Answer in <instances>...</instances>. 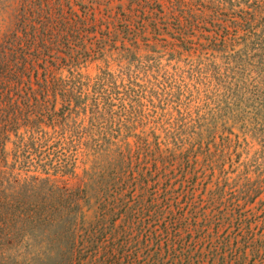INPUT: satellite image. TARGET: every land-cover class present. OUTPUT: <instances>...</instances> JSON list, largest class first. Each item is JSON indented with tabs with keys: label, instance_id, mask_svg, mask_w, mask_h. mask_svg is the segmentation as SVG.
<instances>
[{
	"label": "trees",
	"instance_id": "trees-1",
	"mask_svg": "<svg viewBox=\"0 0 264 264\" xmlns=\"http://www.w3.org/2000/svg\"><path fill=\"white\" fill-rule=\"evenodd\" d=\"M113 1L0 0V264H264L259 4ZM162 2L178 34L139 35Z\"/></svg>",
	"mask_w": 264,
	"mask_h": 264
},
{
	"label": "rangeland",
	"instance_id": "rangeland-1",
	"mask_svg": "<svg viewBox=\"0 0 264 264\" xmlns=\"http://www.w3.org/2000/svg\"><path fill=\"white\" fill-rule=\"evenodd\" d=\"M102 4H106L107 0H99ZM187 3H191L192 6L197 8L198 5L207 4L208 0H184ZM248 0H243V2H247ZM253 5L259 4L260 6V13L259 16H257L256 21L253 24L254 33L255 35L251 37V40L249 41L250 49H253V52L251 53V56L255 57V63L259 66L260 70H264V0H250ZM121 4L120 0H114L112 2L113 7H117ZM164 5L163 8L165 11L168 10V8L174 9V14L169 19H159L158 17L155 20H149L150 16H145L143 18L145 22V32L144 30H140L141 26H136L134 30H137L139 35L145 36V38L156 40V39H168L171 40L172 37L176 36L177 30L179 29V22L184 21L183 14H182V8L183 4L180 3H174V6L169 7L170 4H167L165 2H162ZM126 7H128V3L125 4ZM201 9V8H200ZM158 48H155L154 50L158 52L157 56H167L169 52V49H166L162 47L163 45L158 44ZM166 63V61H164ZM103 64H95L87 69L83 70V73L87 76H90L94 78L99 74V71L101 69H104ZM109 69L112 72H118L119 66L116 63H111L109 66ZM260 70H254V72H251V69H248L247 73L245 74L244 78L241 80V82L237 85L238 88L241 86L245 90H248L249 92H256V91H263L264 87L262 86L261 77H259ZM209 76H211V79H207V84H210V93L208 95V92L206 94H201L200 96L197 94H194L192 97H190L192 104L195 106H198V102L200 100H207L209 103L214 102L215 107L219 106V102H225L227 97H230L227 93V91H224L222 88H220V76L214 75V73L211 71L209 73ZM215 76V77H214ZM224 78L222 81V84L224 83ZM204 84L206 82L203 80ZM189 84H196V82H187ZM197 85V84H196ZM237 88V89H238ZM233 89H236V86L233 87ZM237 89L235 91H237ZM206 97V98H205ZM212 100V101H211ZM182 101H185V98H182ZM156 105L159 106V104ZM155 105V106H156ZM193 105V106H194ZM166 107V106H165ZM173 106H169L171 108ZM147 113L150 115L155 116V114L159 111L157 109L155 112H153V108L148 106ZM160 113V111H159ZM78 178L75 180H72L71 183L73 185L80 184L81 178H82V172H78Z\"/></svg>",
	"mask_w": 264,
	"mask_h": 264
}]
</instances>
